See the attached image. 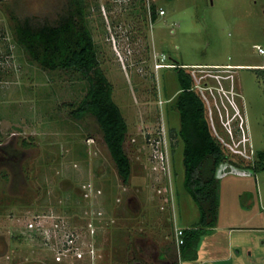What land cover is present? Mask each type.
<instances>
[{"label": "rangeland", "instance_id": "374dc122", "mask_svg": "<svg viewBox=\"0 0 264 264\" xmlns=\"http://www.w3.org/2000/svg\"><path fill=\"white\" fill-rule=\"evenodd\" d=\"M66 8L67 0H0V264H215L204 261L214 230L200 235L195 260L175 241V228L201 214L172 132L179 66L193 75L226 154L215 168L216 221L236 230L219 264H264V170L247 166L264 151V0H85L128 126L127 183L95 118L70 113L86 80L42 68L16 40V19Z\"/></svg>", "mask_w": 264, "mask_h": 264}, {"label": "trees", "instance_id": "16d2710c", "mask_svg": "<svg viewBox=\"0 0 264 264\" xmlns=\"http://www.w3.org/2000/svg\"><path fill=\"white\" fill-rule=\"evenodd\" d=\"M149 9L154 19V5ZM15 35L17 42L42 68L72 71L86 80V92L70 113L74 118L86 115L95 118L116 171L122 182L127 183L131 174V162L124 147L128 126L113 99L112 83L100 67L86 23L85 0H67L65 12L55 18L26 16L16 19ZM177 76L180 89L174 107L179 112L180 127L172 132L183 144L185 188L201 211L198 222L183 229V243L178 250L183 258L195 260L200 235L216 223L220 195L215 168L226 159V154L210 130L205 103L196 91L193 75L179 66ZM247 166L254 171L264 170V151L256 152V159Z\"/></svg>", "mask_w": 264, "mask_h": 264}, {"label": "crops", "instance_id": "0c3cea01", "mask_svg": "<svg viewBox=\"0 0 264 264\" xmlns=\"http://www.w3.org/2000/svg\"><path fill=\"white\" fill-rule=\"evenodd\" d=\"M233 66V65H230ZM223 109H226V107H224ZM221 203H222V197L220 196V203H219V208H218V214L217 217L221 216ZM226 225V224H225ZM224 224H220L218 222V220L216 221L215 225L209 229L208 231L214 230L215 235L217 236L216 241L214 244H212V247L210 248V252L208 253V258H205V260H211L212 262H214L215 264H219L222 262V260H227L230 257V251H231V247L233 245V240L231 238V234L233 231L236 230V228H230L225 226ZM227 227V229H226ZM177 228H182L184 229V227H177ZM245 230H247V228H244ZM250 231L253 232H260L261 228H249ZM239 230V229H237ZM209 237H207V239H210V235H208ZM264 244V241L262 242ZM237 252L239 253L240 250H237ZM197 257H199V255H197ZM198 259V258H197Z\"/></svg>", "mask_w": 264, "mask_h": 264}, {"label": "built area", "instance_id": "2783aa9c", "mask_svg": "<svg viewBox=\"0 0 264 264\" xmlns=\"http://www.w3.org/2000/svg\"><path fill=\"white\" fill-rule=\"evenodd\" d=\"M159 14H164V11L163 9L160 8L159 10ZM258 51L259 52H264L263 48L262 47H259L258 48ZM162 59H164V56L162 57ZM160 66H169L168 64H165V63H160L158 64V67ZM183 229L182 228H175V241H176V246H177V249H179L180 245L183 243ZM179 252V250H178Z\"/></svg>", "mask_w": 264, "mask_h": 264}]
</instances>
